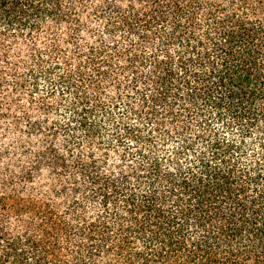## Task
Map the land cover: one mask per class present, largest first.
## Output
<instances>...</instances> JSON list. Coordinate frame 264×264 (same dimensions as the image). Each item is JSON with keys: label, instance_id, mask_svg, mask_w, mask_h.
<instances>
[{"label": "trees", "instance_id": "obj_1", "mask_svg": "<svg viewBox=\"0 0 264 264\" xmlns=\"http://www.w3.org/2000/svg\"><path fill=\"white\" fill-rule=\"evenodd\" d=\"M3 89L0 264H264V0H0Z\"/></svg>", "mask_w": 264, "mask_h": 264}, {"label": "rangeland", "instance_id": "obj_2", "mask_svg": "<svg viewBox=\"0 0 264 264\" xmlns=\"http://www.w3.org/2000/svg\"><path fill=\"white\" fill-rule=\"evenodd\" d=\"M66 50H68V49L66 48ZM39 89H40L39 92L35 93V97H34V100H33L34 101V104H38L39 103L40 97L46 98V100L48 102H50V103H53V102H56L57 101V98L55 96L47 95L45 93V91L42 90L43 89L42 86H40ZM16 99L17 98H15L13 96V94L6 92L4 89L2 91L0 90V102H1V104H2V106L4 108H8V106L11 103L13 104L16 101ZM24 100H27V99L21 98L19 101H24ZM15 111H16V109H15ZM58 113H59V115H56L55 113H53V114L52 113H49V115H48L49 116V119L52 118V117L60 116V114L61 115L64 114V113H62L61 109H60V111ZM33 116L35 118H39V119H42L43 116H44V114L39 110L38 105H37V108H34L33 109ZM10 123H11V121L9 119H1L0 120V128L3 129V131H4L3 132L4 135L3 136L2 135L0 136V140L1 139L2 140H11L13 138H16L18 135H20V134H18V133L15 132V130L10 125Z\"/></svg>", "mask_w": 264, "mask_h": 264}]
</instances>
